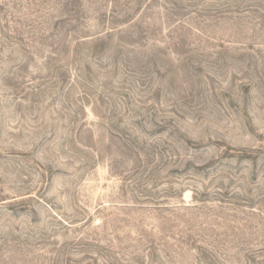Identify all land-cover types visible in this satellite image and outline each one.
I'll list each match as a JSON object with an SVG mask.
<instances>
[{"label": "rangeland", "instance_id": "rangeland-1", "mask_svg": "<svg viewBox=\"0 0 264 264\" xmlns=\"http://www.w3.org/2000/svg\"><path fill=\"white\" fill-rule=\"evenodd\" d=\"M0 264H264V0H0Z\"/></svg>", "mask_w": 264, "mask_h": 264}]
</instances>
